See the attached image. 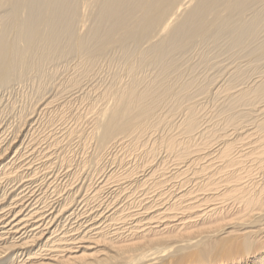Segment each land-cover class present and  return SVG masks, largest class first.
I'll list each match as a JSON object with an SVG mask.
<instances>
[{"label": "bare ground", "instance_id": "bare-ground-1", "mask_svg": "<svg viewBox=\"0 0 264 264\" xmlns=\"http://www.w3.org/2000/svg\"><path fill=\"white\" fill-rule=\"evenodd\" d=\"M263 33L264 0H0V92L69 57L79 73L69 74L70 90L101 65L112 72L110 82L93 89L90 128L75 124L51 137L53 155L61 153L44 157L75 166L62 201L44 202V183L33 185L40 169L23 181L16 164L34 128L27 129L29 117L49 113L56 98L46 99L50 94L39 82L34 93L43 102H34L30 113L20 111L11 138L9 129L0 131V264H264ZM221 40L232 53L225 55L229 66L220 60ZM219 41L223 51L216 46L218 55L199 61L206 69L218 67V74L205 70L200 80L194 72L204 66L177 58L196 44ZM201 96L214 99L211 117ZM75 139L80 148H94L80 162L72 150L67 156ZM119 148L143 149L152 160L121 177L106 175L105 185L126 180L127 189L119 186L82 213L107 188L86 187L83 169L105 173ZM161 148L173 165L166 157L155 164ZM170 164L175 172L168 176ZM16 179L20 187H4ZM46 182L59 192L54 176ZM79 198L86 202L80 211Z\"/></svg>", "mask_w": 264, "mask_h": 264}, {"label": "rangeland", "instance_id": "rangeland-1", "mask_svg": "<svg viewBox=\"0 0 264 264\" xmlns=\"http://www.w3.org/2000/svg\"><path fill=\"white\" fill-rule=\"evenodd\" d=\"M261 36H264V33L263 34H261ZM220 42V41H219ZM219 42H217V44L215 43H212V45H209V44H207L208 46H204V47H206V48H203V45L202 44H199V46H198V44H196L195 46L197 47H195L194 49L192 48V47H194V46H192L191 48H189L188 50L189 51H187V53L188 54H190L189 52H191V54L189 55V57L187 56L188 54L187 53H184V55L182 56V55H178L177 56V58H178V60L180 61V59H181V61L180 62H182V64H184L183 63V61H182V58H184V61H185V63H187V66H189V65H196L197 64V62H201V60H202V58H203V56H208L209 55V57H212V56H214L215 54L216 55H218V53H220V52H222L223 51V49L224 48H220V46H221V42H224V44L227 42V41H222L221 40V42L219 43ZM211 43V42H210ZM219 44H220V46H219ZM223 44V45H224ZM213 45H215V46H213ZM211 46V47H210ZM212 46L214 47V49H215V51H216V46H219V49L221 50L220 52H217V51H219V49L215 52L214 51V49L212 48ZM199 47V48H198ZM209 47V48H208ZM224 47H226L225 49H224V51H223V56H224V58H225V55L226 54H228V56L230 57V55L232 54L231 52V54L228 52V49H227V44H225L224 45ZM199 51H198V50ZM204 49H206V50H204ZM207 49H213L212 50V52H208V50ZM192 50H193V52H192ZM203 50V51H202ZM210 50V51H211ZM195 51H197V52H195ZM205 51V52H204ZM206 51L209 53H207L206 54ZM194 52H195V55H194ZM228 52V53H227ZM198 53V54H197ZM213 53V54H212ZM200 54V55H199ZM204 54V55H203ZM212 54V55H211ZM230 54V55H229ZM193 55V56H192ZM199 56V59H197L196 60V62H194L195 61V57L194 56H196L197 58H198V56ZM211 55V56H210ZM220 56H221V59L220 60H223L222 62H223V64L222 65H224V66H229V64L231 63L230 61V59L227 57V58H225V59H223V56H222V54L220 53L219 54ZM184 56H186V57H184ZM227 56V55H226ZM182 57V58H181ZM202 57V58H201ZM70 58H73V57H69L68 59H69V62H67L68 61V59L66 58V59H61L60 61H57L58 62V65L56 64L57 62H55V63H53V64H51V65H49L48 67L50 68V67H54L55 65V67L54 68H52V69H48V67H44L43 69H45V71L42 73L44 76H45V78H44V76L43 75H41L40 74V76H39V74H33L34 75V77H36L35 79V81H34V77H33V75H31V76H28V78H26V80H24V82H23V84H19V86L18 85H15V87H13V88H11V89H9L8 91L7 90H5V92H4V90L3 91H1L0 92V102H2V103H0V131L2 132L3 130H5V129H9V133L8 134H10V136H8L9 138H11L12 136H13V131L12 130H14V127H13V125L14 124H16V122H15V120H17V115L20 113V111H22L23 109H25L24 111H28V110H30V108L32 107V105H34L36 102H39V103H42L43 102V100H41L42 102H40V99L42 98L41 97V95L40 94H38V92H37V94L35 95V93H34V91H35V89L38 87V84H39V82H40V84H39V86H41V87H44V88H47L46 89V91H47V93L49 92V94L50 95H48V94H46V97H48V98H46V99H49L50 101H53V98H54V101H55V98H56V101H55V103L53 102V107L49 110V113L48 112H41L40 110H38L36 113H34L33 115H31L29 118H34L32 121H30V123H29V126L27 127V129H28V131L32 128V127H34L33 128V130H31L30 131V133H29V135H28V137H26L24 140L26 141H24V144L20 147V151H21V156L19 157V159L16 161V164H17V166H19L20 168H21V170L20 171H23V172H21L20 173V176H21V174H22V177L24 176V179H23V181H26V180H28L29 178L28 177H25L27 174L29 175L30 173L32 174V172H33V169H35V168H39L40 170L39 171H37V172H39L38 173V177L36 176L35 177V182H34V186H39V185H41L42 183H44V184H42V188H43V186L45 185L46 186V181H49L53 176L56 178V181L57 182H55V183H57V185L56 186H58L59 187V189H58V191L59 192H55V189L53 188H51V186L50 187H48L47 186V188L44 186V196H45V201L44 202H47L48 204H54V203H58V201L60 202V201H62V199L64 198V194H65V192H67V188H65L64 189V187L63 186H66L67 184H69V180L71 179V177L69 176L70 175V171L71 170H73V169H75V166H72V167H74L73 169H70V168H67L66 169V167H61L59 164H53L52 165V162H50L49 163V157H44V156H48L49 154H52L53 155V153H55V150L57 151V149H56V147L55 146H51L50 144H51V142H52V139H51V137H53L54 135H57V136H62L63 134H65L64 132H66L67 131V129L68 128H70V127H72V126H76V125H79L80 126V128H82L83 130H85V131H87L90 127L89 126H91L90 125V122H91V119H92V117H93V113H90L89 114V112H88V105H89V100H91V99H96V93H94V91H93V89H94V87H96V86H104V85H106L108 82H110L111 81V71L109 72L108 71V69H107V67H104V72H103V68H102V65L100 66V68H99V73H100V71H101V73L98 75H96V76H98V77H96V76H94V77H92V79H91V76H89V77H86L85 79H82L81 80V82H80V87H79V85L77 86V87H73V91L72 90H70L69 89V85H68V83H67V80L69 79V74L71 75V76H76V75H78V74H76L77 72L75 71V70H73L72 68H75V67H73V66H75L76 64H77V61L73 58V59H70ZM180 58V59H179ZM186 58V59H185ZM191 58H193V61H192V63L190 62L191 61ZM188 59V60H187ZM227 59V60H226ZM228 59L230 60V61H228ZM66 60V61H65ZM65 61V62H64ZM187 61H189L190 63H188ZM216 60H214V61H212V62H215ZM243 61V60H242ZM74 64V62H75V64L73 65L72 63ZM194 62V63H193ZM200 62H199V64L198 65H200ZM59 63H62L63 65H61V64H59ZM68 63V64H67ZM69 63H70V66H69ZM196 63V64H195ZM264 63V62H263ZM243 65V64H242ZM245 65V64H244ZM186 66V67H187ZM201 66H204L205 67V69H204V67L202 68ZM61 67V68H60ZM65 67V68H64ZM197 67V66H196ZM198 67H200V68H202L201 70L198 68V69H196V71L194 72V76H197V78L198 79H203L204 77H205V74H207V75H210V74H212V75H214V73H216V74H218V72H219V68H218V70H217V68L215 69L216 70V72H215V70H213L212 69V67H211V70L209 69L210 67H207L208 69H206V66L205 65H200V66H198ZM106 68V69H105ZM48 69V70H47ZM57 69H58V71H57ZM70 71H69V70ZM100 69H102V70H100ZM204 69V70H203ZM51 70V71H50ZM63 70H65V71H63ZM66 70H67V72H66ZM198 70H200V72H202L201 74L199 73V71ZM206 70V71H205ZM209 70V71H208ZM214 72H213V71ZM52 71H53V73H52ZM57 71V72H56ZM74 71V72H73ZM204 71H205V74H204ZM51 74V75H49V73ZM55 73H56V75H55ZM110 73V74H109ZM197 73H199L198 75L200 76V78L198 77V75H195V74H197ZM74 74V75H73ZM103 74V75H102ZM215 74V75H216ZM36 75V76H35ZM47 75V76H46ZM53 75V76H52ZM55 75V76H54ZM94 75V73L92 74V76ZM110 75V76H109ZM203 75H204V77H203ZM206 75V76H207ZM211 75V76H212ZM43 76V77H42ZM107 76V77H106ZM211 76H209V77H211ZM32 77H33V81L35 82V83H33V81H32ZM47 77H48V80H43V78L44 79H47ZM50 77H52V79H50ZM56 77V78H55ZM38 78V79H37ZM66 78V79H65ZM88 78H90L89 80H90V82L87 80ZM97 78V79H96ZM29 79H31V80H29ZM27 80H29V81H27ZM41 80V81H40ZM50 80V81H49ZM53 80V82L51 83V81ZM92 80V81H91ZM36 81H37V84H36ZM44 81H45V83H44ZM49 81V82H48ZM85 83H84V82ZM30 82H32V83H30ZM41 82L44 84H41ZM25 83V84H24ZM51 83V85H49ZM65 84L64 86L62 85V84ZM34 84H36V85H34ZM54 84V85H53ZM102 84V85H101ZM24 85V87H22V86ZM32 85V86H31ZM47 85V86H46ZM31 86V87H30ZM34 86H36V88L34 87ZM63 86V87H62ZM68 86V87H67ZM65 87V88H64ZM85 87V88H84ZM34 88V89H33ZM58 88L60 89V91L58 90ZM68 88V89H67ZM14 89V90H13ZM62 89V90H61ZM65 89V90H64ZM77 89H79V90H77ZM19 90V91H18ZM37 90V89H36ZM63 90L65 91V92H63ZM72 91V92H70V91ZM7 91V92H6ZM11 91V92H10ZM81 91V92H80ZM3 93V94H2ZM79 93V94H78ZM83 93V94H82ZM60 94V95H59ZM9 95V96H8ZM48 95V96H47ZM87 95V96H86ZM91 95V96H90ZM50 96V97H49ZM55 96V97H54ZM89 96H90V98H89ZM83 97V98H82ZM201 97H203L204 98V100H202V99H200V98H198V100L202 103V104H204V103H206V104H204L205 105V108H204V110H203V112H205L204 114H207V116H209V117H211V113H212V111L214 110V105H215V102H214V99H213V97H211V96H201ZM209 99H208V98ZM85 98V99H84ZM89 98V99H88ZM84 99V100H83ZM206 99V100H205ZM33 100V101H32ZM39 100V101H38ZM32 101V102H31ZM87 101V102H86ZM210 101H211V103H210ZM35 102V103H34ZM69 102V103H68ZM214 102V103H213ZM214 104V105H213ZM8 105V106H7ZM30 106V107H29ZM207 106V107H206ZM29 107V108H28ZM43 109V108H42ZM41 109V110H42ZM12 112V113H11ZM27 113H30V111H28ZM52 113V114H51ZM180 112H178L177 114H179ZM89 114V115H88ZM176 114V115H177ZM48 115V116H47ZM181 115V114H180ZM180 115L178 116L177 115V121H179L180 119ZM16 116V117H15ZM78 116H79V118H78ZM52 117H53V119H52ZM91 118V119H90ZM80 120V121H79ZM90 120V121H89ZM81 123V124H80ZM76 124V125H75ZM8 125H9V127H8ZM11 125V126H10ZM31 125V126H30ZM67 125V126H66ZM84 126V127H82V126ZM60 126V127H59ZM11 128V129H10ZM12 132H11V131ZM160 130V129H159ZM159 133V132H158ZM1 135V134H0ZM77 140L79 141V139H75V141L73 140V142H71L70 144H71V149L68 151V154H67V156H71L72 155V153H71V150H72V152L73 153H75V155H74V157H75V161L76 162H80V161H82V160H84L85 158H87V157H89V156H91L92 155V153H93V150H94V148L93 147H91L90 145H87V146H85V147H83L82 148V146H81V148H80V144L77 142ZM30 141H31V143H30ZM50 141V142H49ZM68 140H66L65 142H64V144H66V142H67ZM90 146V147H89ZM78 147V148H77ZM88 147V148H87ZM75 148V149H74ZM85 148V149H84ZM93 148V149H92ZM49 149V150H48ZM79 149V150H78ZM88 149H90V150H88ZM76 150V151H75ZM162 150V151H161ZM124 151V152H123ZM144 150L142 149V150H137L136 152L135 151H126V149H121V148H119V150L115 153V155H117V157H118V159H119V161H118V159H117V157H116V159H115V161H114V164H107L106 165V172L104 173L103 171H100V172H95L94 170H93V168L91 169V167L90 168H88V167H85V169H83V172L84 173H82V176L83 177H81L80 179V182L82 181L83 182V184H85V186L87 187V186H90V185H92L93 183V185H92V187H95V189H99L100 187H102L103 185H104V187H107V188H104V192L102 193V197L100 198V199H98V200H96V201H91L92 202V204L90 205V206H85L86 204V202H82L84 199L83 198H79V200H77L78 202H79V204L78 205H80V209H79V211L84 207V209H82V213L85 211V210H89V209H91L92 208V206L93 205H97V204H99L101 201L104 203L106 200H108V197L109 196H111L110 195V193H112L113 191H115V190H117L118 189V187L119 186H123V189L125 188V189H127V187H128V183L129 182H127L126 180H124V181H120L119 183L120 184H118V183H114V181L112 180V181H109V185H105L106 183V180H105V178H106V175H108L110 172H114V171H116L115 173H117V176H119V177H121L120 175H122L123 173H125L127 170H131V169H133V168H135V167H137L138 166V164L140 165L143 161L145 162V161H147L148 159H150V158H148L147 156H145V154H143L144 152H143ZM164 151V152H163ZM70 152V153H69ZM139 152V153H138ZM142 152V153H141ZM159 152L160 153H162L161 155L163 156V157H159V158H157V161H156V163L155 164H160L161 163V161H162V159L163 158H165L166 156H168V153L164 150V149H159ZM61 153V151L58 153H56V155L54 154L53 156H52V158L53 157H56L57 156V154L59 155ZM87 153V154H86ZM124 153H125V155H124ZM135 153H136V155H135ZM128 154V155H127ZM138 154V155H137ZM77 155V156H76ZM160 155V156H161ZM135 156H136V158H135ZM171 157H172V155H170L169 154V158L168 157H166V159H170L171 161H172V165H173V162H174V158L172 157V159H171ZM84 158V159H83ZM124 158H126V159H124ZM161 158V159H160ZM46 159V160H45ZM136 159H138V163H137V160ZM140 159V160H139ZM160 159V160H159ZM44 160V161H43ZM136 160V161H135ZM142 160V161H141ZM150 160H152V159H150ZM135 161V162H134ZM141 161V162H140ZM47 162V163H46ZM126 162V163H125ZM205 161H203L202 163H204ZM27 163H32L31 164V169H30V164L29 165H27ZM116 163V164H115ZM122 163V164H121ZM128 163V164H127ZM131 163V164H130ZM130 164V165H129ZM171 164L170 165H168L166 168H168L167 169V174H168V172L170 173H173V172H175V171H173V167L174 166H171ZM33 165V166H32ZM115 165V166H114ZM121 167H120V166ZM132 165H133V167H132ZM137 165V166H136ZM24 167V168H23ZM29 169H28V168ZM71 167V168H72ZM170 167V168H169ZM128 168V169H127ZM130 168V169H129ZM158 168V167H157ZM162 167H160L159 169H161ZM175 168V167H174ZM27 169V170H26ZM110 169V170H109ZM125 169H127V170H125ZM163 169V168H162ZM172 169V170H171ZM67 170H68V173H67ZM70 170V171H69ZM171 170V171H170ZM87 171H89V173L87 172ZM91 171V172H90ZM161 171V170H160ZM173 171V172H172ZM94 173V174H93ZM111 173V174H112ZM161 173H162V171L161 172H158V175H161ZM171 173L170 174H168V176L169 175H171ZM42 175V176H41ZM90 175H91V177H90ZM110 175V174H109ZM66 176V177H65ZM85 176V177H84ZM45 177V178H44ZM50 179H49V178ZM68 177H69V179H68ZM88 177V178H87ZM94 177V178H93ZM42 178V179H41ZM58 178V179H57ZM104 178V179H103ZM20 179V178H19ZM26 179V180H25ZM49 179V180H48ZM115 179V178H114ZM42 180H44V181H42ZM117 180V179H116ZM38 181V182H37ZM46 182V183H45ZM68 182V183H67ZM89 182H92V183H89ZM21 183H23L22 181L21 182H18V180L16 179V181H13V182H11V181H9V180H6L5 181V186L4 187H6V188H10V187H13V186H15V187H20V185H22ZM41 183V184H40ZM99 183V184H98ZM123 183V184H122ZM15 184V185H14ZM63 184V185H62ZM87 184V185H86ZM13 185V186H12ZM17 185V186H16ZM53 185V184H52ZM96 185H98V186H96ZM102 185V186H101ZM114 185V186H113ZM118 185V186H117ZM100 186V187H99ZM46 188V189H45ZM117 188V189H116ZM114 189V190H113ZM46 190V191H45ZM54 191V192H53ZM127 191V190H126ZM83 195H85V194H83ZM124 195H125V193H123L121 196H120V200H123L124 199ZM48 198H49V200H48ZM62 198V199H61ZM54 199V200H53ZM55 199H57V200H55ZM59 199V200H58ZM61 199V200H60ZM81 200V201H80ZM81 203V204H80ZM83 205V206H82ZM82 206V207H81ZM89 207V208H88ZM84 210V211H83ZM91 212H93V210L91 211H89L86 215L87 216H89V215H91ZM90 213V214H89ZM85 215V216H86ZM74 222V221H73Z\"/></svg>", "mask_w": 264, "mask_h": 264}]
</instances>
